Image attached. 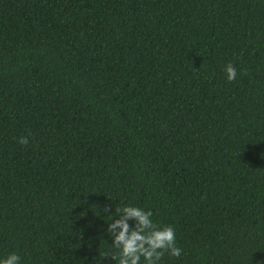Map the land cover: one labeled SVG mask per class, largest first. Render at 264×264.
I'll use <instances>...</instances> for the list:
<instances>
[{
	"label": "trees",
	"instance_id": "1",
	"mask_svg": "<svg viewBox=\"0 0 264 264\" xmlns=\"http://www.w3.org/2000/svg\"><path fill=\"white\" fill-rule=\"evenodd\" d=\"M124 205L264 264V0H0V257L117 264Z\"/></svg>",
	"mask_w": 264,
	"mask_h": 264
},
{
	"label": "clouds",
	"instance_id": "2",
	"mask_svg": "<svg viewBox=\"0 0 264 264\" xmlns=\"http://www.w3.org/2000/svg\"><path fill=\"white\" fill-rule=\"evenodd\" d=\"M223 71L227 81L235 79L236 69L232 64H226ZM18 142L26 145L28 140L22 136ZM117 211L122 212L121 218L109 225V231L119 229L113 239L118 255L112 258L117 264H160L165 253L170 257L181 255L182 248L177 246L173 227L155 226L151 210L124 205ZM128 219H135V229H129ZM0 264H20V257L14 252L9 253L6 257H0Z\"/></svg>",
	"mask_w": 264,
	"mask_h": 264
}]
</instances>
